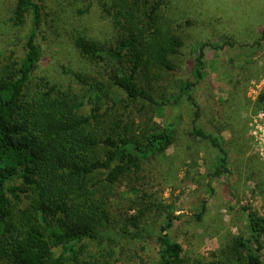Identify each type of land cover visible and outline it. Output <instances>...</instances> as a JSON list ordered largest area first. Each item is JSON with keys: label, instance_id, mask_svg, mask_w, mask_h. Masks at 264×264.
Segmentation results:
<instances>
[{"label": "trees", "instance_id": "obj_1", "mask_svg": "<svg viewBox=\"0 0 264 264\" xmlns=\"http://www.w3.org/2000/svg\"><path fill=\"white\" fill-rule=\"evenodd\" d=\"M83 2L88 5L77 16L95 7L112 34L101 41L71 24L76 32L71 45L98 76L64 67L72 76L65 85L39 76L44 58L39 41L47 24L43 7L15 0L11 27L29 30L21 60L11 56L3 62L0 56V264H117L125 243L144 250L155 245L156 264H264V217L245 207L247 233L226 237L209 258L195 261L171 237L182 217L158 200L137 201L142 192L135 186L129 190L134 204L121 221L114 218L113 203L123 197L119 186L150 173L170 149L180 151L184 102L194 112L190 137L219 153L210 177L232 173L222 138L197 124L201 108L194 96L205 78L206 48H224L201 44L193 80L175 79L170 88L157 89L177 76L185 47L171 0ZM245 48L264 51V31ZM243 59L246 66L254 63L253 56ZM259 101L264 103V94ZM151 212L158 213L159 223ZM205 212L202 205L198 221Z\"/></svg>", "mask_w": 264, "mask_h": 264}, {"label": "rangeland", "instance_id": "obj_2", "mask_svg": "<svg viewBox=\"0 0 264 264\" xmlns=\"http://www.w3.org/2000/svg\"><path fill=\"white\" fill-rule=\"evenodd\" d=\"M34 1L43 7L47 23L44 37L42 35L39 41L44 57L39 76L53 83L70 84L72 76L64 72L65 67L97 77L96 70L88 67L70 43V36L76 34L71 24L81 34L103 41L112 34L108 20L95 7L79 18L77 10L88 5L83 0ZM14 8L15 0H0L3 62L11 56L18 60L24 57V37L29 27L21 31L11 27L9 20ZM169 9L184 37L185 47L178 61L177 76L156 88H170L175 79L192 81L195 51L201 44L224 48L221 51L206 48L205 78L195 88L194 96L201 108L197 124L207 133L222 138L232 173L219 179L210 177L219 153L208 143L190 137L189 119L194 112L184 102L180 151L170 149L164 160L150 166V173L133 183L126 180L120 185L116 192L123 197L113 203L112 213L118 221L123 219L136 200V195L129 192L135 186L142 192L137 201L158 200L161 206L172 210L174 216L182 217L171 237L183 246L185 256L195 261L209 258L226 237L247 233L244 207L264 217V103L259 101L264 94V51L249 52L245 48L261 40L264 0H171ZM248 55L253 56L254 63L246 66L243 57ZM108 108L105 106L102 113ZM89 110L90 107H86L84 112L89 113ZM154 121L162 124L161 117ZM202 205L206 206V212L198 221L196 214ZM157 215L151 212L154 221L159 223L161 218ZM144 248L125 243L117 264H156L155 245Z\"/></svg>", "mask_w": 264, "mask_h": 264}, {"label": "built area", "instance_id": "obj_3", "mask_svg": "<svg viewBox=\"0 0 264 264\" xmlns=\"http://www.w3.org/2000/svg\"><path fill=\"white\" fill-rule=\"evenodd\" d=\"M261 138H262V136H261Z\"/></svg>", "mask_w": 264, "mask_h": 264}]
</instances>
